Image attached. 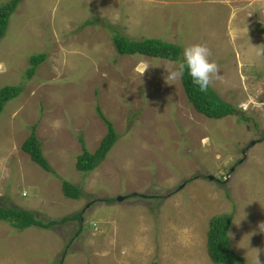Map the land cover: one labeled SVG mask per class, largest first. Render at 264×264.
I'll return each instance as SVG.
<instances>
[{
	"label": "rangeland",
	"instance_id": "rangeland-1",
	"mask_svg": "<svg viewBox=\"0 0 264 264\" xmlns=\"http://www.w3.org/2000/svg\"><path fill=\"white\" fill-rule=\"evenodd\" d=\"M109 26L207 46L221 77L210 87L238 113L198 112L181 79L166 82L167 60L120 56ZM8 86L23 93L0 115V207L82 220L22 232L0 222V264H215L208 231L222 215L234 251L264 264V0H21L0 43ZM99 109L120 140L81 172V140L95 153L108 131ZM33 127L55 175L22 150ZM64 181L82 198H66Z\"/></svg>",
	"mask_w": 264,
	"mask_h": 264
},
{
	"label": "trees",
	"instance_id": "trees-1",
	"mask_svg": "<svg viewBox=\"0 0 264 264\" xmlns=\"http://www.w3.org/2000/svg\"><path fill=\"white\" fill-rule=\"evenodd\" d=\"M21 0H12L10 3L2 6L0 9V43L7 34L12 16L17 11ZM99 19L89 21L88 25H94ZM112 31V41L117 53L120 56L143 55L151 58H158L167 61H176L181 58L183 48L177 44L169 43L163 39L152 38L146 40H135L124 34L119 29L109 26ZM47 59V54L41 53L31 57V67L28 70V79L31 80L36 74L39 66ZM185 93L189 102L194 108L211 119H223L238 113L237 108L223 101L216 91L209 87L207 93L200 92L191 83V78L185 74L181 79ZM23 93L20 86H8L0 89V115L4 111L7 103L15 100ZM99 114L107 126V134L104 137L101 146L95 153H90L85 146L84 140H81L84 153L78 159L77 169L81 172L90 173L96 170L106 160L108 154L120 140V135L115 130L114 125L109 121L99 109ZM244 121L250 119L242 116ZM22 150L28 154L33 162L46 172L55 175L50 163L46 159L43 151V145L38 139L36 127L31 130L30 137L25 141ZM63 191L66 198L78 200L82 198L80 186L72 185L68 181L63 183ZM134 196V195H133ZM81 221V215H75L72 218H65L61 222L50 221L42 222L36 217L35 212L25 209L3 208L0 207V222H6L13 228L22 232L26 228L40 227L49 229L67 221ZM233 215L217 216L210 221L208 231V251L211 260L215 264H247L246 260L239 256L232 247L230 230L233 226Z\"/></svg>",
	"mask_w": 264,
	"mask_h": 264
},
{
	"label": "clouds",
	"instance_id": "clouds-1",
	"mask_svg": "<svg viewBox=\"0 0 264 264\" xmlns=\"http://www.w3.org/2000/svg\"><path fill=\"white\" fill-rule=\"evenodd\" d=\"M210 57L209 48L203 44L195 43L184 47L181 58L176 61H168L169 66L164 67L167 73L166 82L183 79L187 74L195 88L202 93H207L213 78L221 79L219 67ZM259 227L261 231H264V223H261Z\"/></svg>",
	"mask_w": 264,
	"mask_h": 264
},
{
	"label": "water",
	"instance_id": "water-1",
	"mask_svg": "<svg viewBox=\"0 0 264 264\" xmlns=\"http://www.w3.org/2000/svg\"><path fill=\"white\" fill-rule=\"evenodd\" d=\"M211 179H213V178H211ZM122 200H123V198L119 199V201H122Z\"/></svg>",
	"mask_w": 264,
	"mask_h": 264
}]
</instances>
